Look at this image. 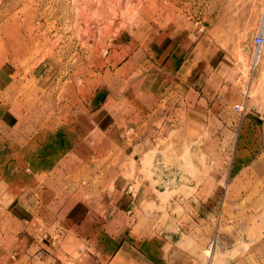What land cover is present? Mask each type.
<instances>
[{
	"label": "rangeland",
	"instance_id": "1",
	"mask_svg": "<svg viewBox=\"0 0 264 264\" xmlns=\"http://www.w3.org/2000/svg\"><path fill=\"white\" fill-rule=\"evenodd\" d=\"M263 16L264 0H0V140L6 141L2 119L13 103L27 110L25 124L29 120L53 128L54 121L59 126L77 125L84 118L86 125L96 129L101 117L94 115L97 110L90 99L121 74V64L134 61L135 46H157L161 33L184 32L193 43L187 68L176 74L184 79L173 87L191 108L198 99L207 100L205 116L186 124L183 115L182 121L160 127L152 138V152L140 162L135 161V153L129 156L132 150L126 155L121 138L96 129L89 133V165L69 180L89 185V194L95 195L144 178L152 190L167 192L166 197L158 193L163 206L171 203L181 214L182 205L198 189L218 187V181L212 183L214 171L221 167L226 173L227 154L236 137L244 135L248 142L255 138L241 132L242 123L259 126L257 139L264 144V47L258 66L251 70L253 39ZM238 105L241 113L234 108ZM13 156L20 155L8 151L2 158ZM262 163L263 157L258 167L240 172L232 188L238 195L233 198L226 199V190L214 202L205 194L194 197V205L200 208L201 204L200 210L205 211L198 216L204 219L203 226L194 235L202 239L205 256H211L210 246L215 254L221 253L218 236L232 232L237 246L223 247L234 249L235 258L264 253L259 230L250 231L245 244V229L227 228L230 220L222 215L229 203L261 211ZM3 173L0 181L6 176ZM235 173L230 171L227 178ZM4 218L0 209V247L7 243Z\"/></svg>",
	"mask_w": 264,
	"mask_h": 264
},
{
	"label": "crops",
	"instance_id": "2",
	"mask_svg": "<svg viewBox=\"0 0 264 264\" xmlns=\"http://www.w3.org/2000/svg\"><path fill=\"white\" fill-rule=\"evenodd\" d=\"M176 33H161L157 46L136 45L134 61L121 64V74L90 99L97 110L94 115L102 121L96 129L121 138L120 147L126 155L132 150L129 156L135 153V161L152 152V138L161 132L160 127L182 121L183 115L186 124L198 122L195 118L204 117V106L209 107L200 98L191 108L174 91L173 86L184 79L176 74L187 68L193 43L184 32ZM27 114L19 103H13L2 119L6 141L0 140V171L6 176L0 181V209L5 213L7 243L0 247V264H264V253L235 258L234 249L223 247L237 246L233 232L218 236L221 253L215 254L210 246L211 256L203 254L202 239L194 238L203 226L204 219L198 216L205 214L201 204V210L194 205V197L205 194L214 202L225 190L226 199L238 195L232 188L240 172L258 167L264 158V144L257 139L259 126L242 123L241 132L255 138L248 142L244 135L236 137L227 154L226 173L221 167L214 171L212 183L218 181V187L198 189L179 214L171 203L163 206L158 195L166 197L167 192L157 187L152 190L144 178L118 190L90 195L89 185L69 180L89 165V133L97 131L94 126L86 125L84 118L77 125L59 126L54 121L53 128L29 120L25 124ZM8 151L20 156L2 158ZM230 171L236 176L227 178ZM258 207L260 212L251 205L229 203L222 208V215L230 220L227 228L245 229V244L250 231L259 230L264 236V203Z\"/></svg>",
	"mask_w": 264,
	"mask_h": 264
},
{
	"label": "built area",
	"instance_id": "3",
	"mask_svg": "<svg viewBox=\"0 0 264 264\" xmlns=\"http://www.w3.org/2000/svg\"><path fill=\"white\" fill-rule=\"evenodd\" d=\"M253 43L254 47L252 50L251 70L254 72V70L258 66V59L261 57L262 48L264 47V16L260 21L259 28L253 39ZM235 110L241 113L243 111V108L238 105L235 107Z\"/></svg>",
	"mask_w": 264,
	"mask_h": 264
}]
</instances>
